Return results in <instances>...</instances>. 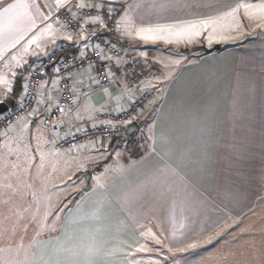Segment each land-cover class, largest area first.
<instances>
[{"label": "crops", "instance_id": "obj_1", "mask_svg": "<svg viewBox=\"0 0 264 264\" xmlns=\"http://www.w3.org/2000/svg\"><path fill=\"white\" fill-rule=\"evenodd\" d=\"M70 1L72 0L63 1L62 5L50 10L49 6H46L48 5L45 3L46 0H0V13H3L4 8L10 4L27 3L30 5L28 9L14 10L20 20L12 25L0 17V87L11 89L10 92L17 100L23 99L28 72L36 60L46 59L57 52L58 47L62 45L68 50L76 51L73 54L80 58L93 52L94 41L89 32L83 31L76 37H68L53 21L56 10L66 6ZM100 1L105 2L111 11H121L118 12L120 28L117 36L123 50L124 45L130 40L127 35L129 28L158 30L172 26L182 27L187 24L192 27L189 32L202 31L205 34L209 28L204 26V22H208V26L210 23L236 21L237 26L231 30L241 33L242 39L231 46L222 45L220 55L223 57V76L221 79L217 78L219 81H214L223 85L225 89V109L222 110V123L225 125L221 133L212 126L219 133V136L213 138L215 139L213 144L215 172L212 173L213 175H202L200 178L199 183L204 186L202 192L196 188L198 183L193 182L196 178L192 179L187 176H181L177 180H156L151 185L137 184L141 195L133 196V198L129 195L130 204L127 205L139 204L142 210L138 214L129 210L130 216L125 212L120 213L122 209L114 199L110 202L108 200L90 201L85 202L88 206L86 211L95 215L93 219L97 217V223H94L93 219L88 223L80 222L85 211H81L84 208L79 207L82 203H78L80 212L73 218L74 226L60 227L61 237L55 236L54 239L46 242L38 241L37 246L39 247L49 244L46 249L50 253H45L43 260L47 259L54 264L57 260L64 262L72 259L71 253H78L79 255L75 258L83 261L86 259V249L93 245V248H99V254L93 257L94 264H117L120 256L128 257L143 239L138 238L140 241L138 243V240L132 237L124 243L127 247L124 249L112 240L113 236L123 235L126 230L131 231L132 222L138 218L136 216L146 213L147 208L144 207L151 204V209L156 213L153 216L154 219L158 220L157 216L162 219L171 218L173 222L175 221L171 225L176 227V237L172 239L173 246L167 248V243L164 241L169 242V237L166 235L168 239H161L156 249L167 252L170 249L179 250L187 247L186 249L189 250L185 254L190 255V260L185 264H264V36H255L256 33H264V11L260 8L264 5V0ZM244 5L248 7H243ZM121 6H124V9ZM39 22L42 23L39 24ZM46 26L51 27L52 33L45 30ZM57 33L60 34V38H57ZM33 41L32 46L20 52L24 46H28V43ZM54 42L57 47L51 51L49 49L53 46L50 45ZM197 42L194 43L195 46L200 45ZM198 58L205 59L200 56H197ZM107 59L114 83L106 89L99 87L92 72H72L70 84L74 88L76 109L67 118L71 131L92 126L99 112L104 113L107 110L115 112L119 108H125L128 97L130 98L133 92L139 90L140 87L151 89L150 82L139 85L132 80L135 78L127 77L126 73L132 67L127 64L128 59L123 58V54L116 58L108 56ZM5 61H8L9 67ZM58 81L59 73L56 65L42 72L41 99L37 114L32 119L15 123L12 128L0 136V154L7 163L8 160L14 161L16 157H21L22 152H25L24 156L28 160L29 156L26 155L28 150L36 152L37 147L44 150L46 144H43L41 140L38 143L34 142L38 130L44 132L48 142L53 144L45 129V124L47 115L61 97ZM154 100L156 102L155 97ZM199 109H191L190 114L193 115L195 110ZM148 110L145 111V115L148 114ZM181 112L182 110L176 116L170 117L176 119L182 115ZM144 114L138 120L140 131L144 123H148ZM29 138L33 148L29 146V143H25ZM174 138L176 140L183 138V134L179 133ZM113 143L111 139L98 138L97 144L91 146L87 152L92 151L100 155L108 151ZM219 146L221 151L217 153ZM97 166L99 169L102 168V166ZM221 166L225 167V170H221ZM86 170L92 171L93 177L89 185L91 186L95 177L92 167L81 169L75 166L67 171L66 176L72 178L71 175ZM208 181L213 182L214 186L210 188ZM84 184L85 180L81 181L80 185ZM58 186L57 184L55 187ZM146 188L149 191L146 192ZM203 194L207 195V198H203ZM126 199L124 198L125 201ZM193 199H201L202 207L194 209L193 206L194 211L184 216L185 214L180 212L177 203L181 202L182 205V202ZM162 203H170L171 216L164 214V211L169 210L170 207L164 210ZM103 205H107L108 210L113 213L111 226L106 221V219L109 220L111 214L107 216L101 214L100 209ZM217 211L218 216L216 217ZM182 215L183 223L177 226L176 221ZM123 217H129L127 219L129 226L125 225L124 220L122 221ZM131 217L132 221L129 220ZM212 223L216 225L211 226ZM35 224L38 223L31 222L33 225L31 229H42ZM79 230L90 231L92 243L85 244L82 238L78 239V244L66 243L69 238L68 232L74 233Z\"/></svg>", "mask_w": 264, "mask_h": 264}, {"label": "rangeland", "instance_id": "obj_2", "mask_svg": "<svg viewBox=\"0 0 264 264\" xmlns=\"http://www.w3.org/2000/svg\"><path fill=\"white\" fill-rule=\"evenodd\" d=\"M63 1L66 0H60V4L57 0H46L45 3L50 10H54L62 5ZM235 22L230 20L227 23H210L205 34L202 31L189 32L192 27L187 24L182 27L151 29L153 30L151 32H141L140 27L127 30L130 40L124 45L123 58H127V64L139 72L138 77L132 80L139 85L150 82L151 89L142 87L156 99V102L153 99V103L146 108V110L149 109L148 114L143 113L148 123L145 122L142 131L135 134V144L121 142L118 148H110L100 155L92 151L87 152L88 148L68 153L65 149L61 151L56 149L54 136L49 134L53 145L48 142L46 134L38 130L34 142L38 143L41 140L43 144H46L44 150L38 147L36 152L28 150L26 152L29 156L28 160L24 156L25 152H22L21 157H16L14 161L8 160V163L0 154V264H45V262L51 264L52 261L43 260L45 253H50L46 249L49 244L39 247L37 243L51 241L55 236L61 237L60 227L74 226L73 218L80 212L78 203H82L79 207L84 208L82 212L85 211L80 222L88 223L95 217L93 213L89 214L86 211L88 206L85 202L90 201L108 200L110 202L114 199L122 209L120 213L125 212L130 216V210L138 214L142 210L141 205H127L130 204V197L141 195L137 184L151 185L156 180H177L181 176H187L196 178L193 182L198 183L196 188L199 192L204 190L203 184L199 183L200 178L202 175H213L215 172L213 164L215 139L213 138L219 136V133L212 126L221 133L225 125L222 123L225 89L223 85L214 82L219 81L223 76V57L220 55V49L222 45L231 46L242 39L241 33L231 30L237 26ZM46 27L45 30L52 33L51 27ZM141 35H155L163 38L144 40L140 38ZM256 35L264 36V33L260 32ZM60 37L57 33V38ZM196 41L200 45L195 46ZM33 43L34 41L29 42L28 46H24L20 52L22 53ZM50 46L53 47L49 50L54 51L57 44L54 42ZM197 47L206 50H193ZM217 47L220 48L217 49ZM197 56L205 59H197ZM5 64L9 67L8 61H5ZM0 88L7 89L3 86ZM137 90L133 94H136ZM14 101L20 100L15 98ZM74 107L76 109V102ZM193 108L200 109L195 110L191 115L190 111ZM123 109L125 108H119L115 112L109 110L104 113L99 112L92 126L99 121L106 122L105 116L117 114ZM181 110V116L176 119L170 117L176 116ZM69 116L67 115L66 119ZM67 126L68 134L92 127L86 126L83 129L71 131L68 124ZM45 127L47 128V124ZM179 133L183 134V138L176 140L174 137ZM30 138L25 143H29V146L33 148ZM56 139L61 140L62 135ZM220 151L219 146L217 153ZM97 165L102 168L99 169ZM75 166L81 169L87 167L93 169L95 177L91 186H88L85 191L80 192L83 179L79 173L82 171L71 175L72 178L66 176L67 171ZM220 169L225 170V167L221 166ZM208 182L210 188L214 186L213 182ZM57 184L59 186L55 187ZM147 191H149L148 188H146ZM202 197L207 198V195L203 194ZM124 198H127L126 201ZM180 203L177 205L180 207V212L185 214L184 216L202 207L201 199L182 202V205ZM169 205L170 203H162L161 206L165 210L170 207ZM193 206L194 209H192ZM144 208H147L146 213L136 216L138 218L132 222L131 231L126 230L123 235L117 234L112 238L124 249L127 248L124 243L132 237L137 240L143 239L141 242L138 240L139 246H136L135 251L128 257L120 256L117 264H185L188 262L190 255L185 254L189 250L186 249L187 247L179 250L170 249L167 252L156 249L161 239L167 240L168 237L171 243L164 241L167 243V248L173 246L176 227L171 224L175 221L173 222L171 218L162 219L159 216L156 220L153 218L156 213L151 209L152 205L147 204ZM100 210L103 216L111 214L109 220L106 219L107 224L111 226L113 213L108 210L107 205H103ZM171 211L170 207L169 210L164 211V214L171 216ZM182 217L183 215L179 217V220L177 219V226L182 225ZM128 218L122 219L126 226L130 224L127 221ZM96 219L97 217L93 219L94 223H97ZM129 220L132 221L133 218ZM31 222H37L38 224L35 225H39L42 229H31L33 226ZM214 223L211 226H215L218 222ZM67 235L69 238L66 243L78 244L79 238H82L85 244L92 243L90 231L79 230L74 233L68 232Z\"/></svg>", "mask_w": 264, "mask_h": 264}, {"label": "built area", "instance_id": "obj_3", "mask_svg": "<svg viewBox=\"0 0 264 264\" xmlns=\"http://www.w3.org/2000/svg\"><path fill=\"white\" fill-rule=\"evenodd\" d=\"M85 1L89 2L90 0L70 1L66 6L56 10L53 21L68 37H76L83 31L89 32L94 41L93 52L80 58L76 54H69L68 48L62 45L58 47L57 52L49 55L46 59L35 61L28 72L23 99L20 101L15 102L13 94L8 89L0 88V104L9 105L8 111L0 115V135L12 128L16 122L32 119L34 114H37L41 99L42 72L53 65L58 67V85L61 89V97L47 115V128L45 127V129L55 137L57 150L65 149L68 152H73L82 148L89 149L97 144L98 138L117 139L124 134L126 126L141 119L146 108L153 103V95L140 87L136 94L130 96L125 109L117 114L105 116L106 122L99 121L90 128H84V130L72 134L67 133L66 117L71 115L75 109L74 88L70 84L72 71L92 72L99 87L106 89L114 83L107 57L116 58L121 54L117 36L119 30L118 12L121 11H108L103 2L98 0H92L94 2L92 5L95 7H89ZM80 4H84L85 7H79ZM122 8L124 9V6ZM127 76L135 78L137 70L128 69ZM61 135L62 139L57 140L56 137Z\"/></svg>", "mask_w": 264, "mask_h": 264}, {"label": "snow or ice", "instance_id": "obj_4", "mask_svg": "<svg viewBox=\"0 0 264 264\" xmlns=\"http://www.w3.org/2000/svg\"><path fill=\"white\" fill-rule=\"evenodd\" d=\"M57 3L60 4V0H57ZM79 7L83 8L85 7L84 4H80ZM89 7H95L94 5H89ZM243 7H248L247 5H244ZM19 8H24V9H28L30 8V5L27 3H16V4H10L8 5V7L4 8L3 13H0V17L4 18L5 21L9 24L12 25L16 22H18L20 20V17L15 13V9H19ZM261 10L264 11V5L260 6ZM93 23H95V21H92ZM207 23L208 22H204V26L207 27ZM144 31H153L151 29L149 30H141V32ZM198 34V33H197ZM141 39L144 40H148V39H159V38H163L160 36H149V35H141L140 37ZM9 91H11V89H9ZM99 254V248H93V247H88L86 249V259L81 261L77 257L79 254L78 253H71V255L73 256L72 259L66 260L64 262H61L59 260L55 261L54 264H94V260L93 257H95L96 255ZM45 264H49V262H45Z\"/></svg>", "mask_w": 264, "mask_h": 264}, {"label": "water", "instance_id": "obj_5", "mask_svg": "<svg viewBox=\"0 0 264 264\" xmlns=\"http://www.w3.org/2000/svg\"><path fill=\"white\" fill-rule=\"evenodd\" d=\"M220 47H217V49H219ZM198 49L200 50H206L205 48H202V47H197L193 50L197 51ZM76 51L72 50V49H69L68 53H75ZM8 108H9V105L6 104V103H2L0 104V115H3V113L7 112L8 111ZM127 130L125 132V134H123L122 136H119V138L115 139V144H114V147L113 149H116L119 147L120 143L121 142H130L131 141V137L139 132L141 130V127L139 125L138 122H132L130 123V125H128L127 127ZM79 176L85 180V184L83 185L82 189L80 192L82 191H85L87 190V187L90 185L91 183V179H92V171L91 170H86V171H82L79 173Z\"/></svg>", "mask_w": 264, "mask_h": 264}, {"label": "trees", "instance_id": "obj_6", "mask_svg": "<svg viewBox=\"0 0 264 264\" xmlns=\"http://www.w3.org/2000/svg\"><path fill=\"white\" fill-rule=\"evenodd\" d=\"M83 2H84V0H82ZM98 1H100V0H98ZM88 5H92V4H94V2L92 1V0H90L89 2H87V1H85ZM100 2H103V1H100ZM103 4H104V6H105V8L108 10V11H111L107 6H106V3L105 2H103ZM62 8V7H61ZM58 10V9H57ZM117 23H119V17H118V20H117ZM120 28V27H119ZM119 42V41H118ZM119 46L121 47V54H122V51H123V47L120 45V43H119ZM120 54V55H121ZM37 61V60H36ZM136 70V69H135ZM74 71H77V70H74ZM73 72V71H72ZM128 72V71H127ZM127 74V73H126ZM139 73H138V71H137V75H138ZM127 77H129V76H127ZM137 77V76H136ZM135 77V78H136ZM130 78V77H129ZM70 80H71V78H70ZM113 85V84H112ZM111 85V86H112ZM153 95V94H152ZM153 99H154V97H153ZM127 106V105H126ZM126 108V107H125ZM146 111V110H145ZM138 120H140V119H138ZM138 120H137V122H138ZM18 122H20V121H18ZM17 123V122H16ZM14 126V125H13ZM12 126V127H13ZM6 131H8V130H6ZM6 131H4V132H6ZM4 134V133H3ZM136 134V133H135ZM135 134L131 137V141L129 142L130 144H135L136 143V139H134V136H135ZM2 135V134H1ZM0 135V136H1ZM114 141V143L110 146V148L111 149H113V147H114V144H115V139L113 140Z\"/></svg>", "mask_w": 264, "mask_h": 264}]
</instances>
